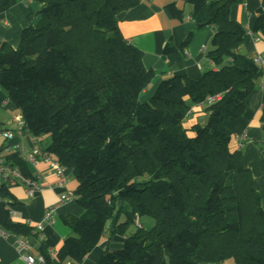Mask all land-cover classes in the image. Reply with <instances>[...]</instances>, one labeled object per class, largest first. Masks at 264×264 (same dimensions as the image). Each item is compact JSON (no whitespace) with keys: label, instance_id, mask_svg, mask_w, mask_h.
<instances>
[{"label":"trees","instance_id":"1","mask_svg":"<svg viewBox=\"0 0 264 264\" xmlns=\"http://www.w3.org/2000/svg\"><path fill=\"white\" fill-rule=\"evenodd\" d=\"M22 2L39 5L46 24L23 29L16 48L1 46L0 89L34 138L49 136L45 151L71 171L83 210L61 218L72 236L54 259L40 248L45 264H81L108 224L124 236L142 217L153 228L135 229L95 264H264L261 198L224 127L244 114L259 73L255 59L238 53L246 32L229 16L238 0H187L196 28L215 31L206 57L217 70L163 79L147 98L155 74L118 27L139 0H0V15ZM257 6L247 0L248 12ZM166 9L182 19L175 5ZM175 52L169 43L162 50ZM198 105L207 123L184 128ZM7 161L31 177L19 157ZM0 195V229L35 237L11 219L10 190Z\"/></svg>","mask_w":264,"mask_h":264},{"label":"crops","instance_id":"2","mask_svg":"<svg viewBox=\"0 0 264 264\" xmlns=\"http://www.w3.org/2000/svg\"><path fill=\"white\" fill-rule=\"evenodd\" d=\"M257 7L250 13L247 10V0H238L230 8V19L239 23L245 30V41L238 53L249 56L258 61L259 73L254 80V91L248 99L244 114L237 120L224 122V127L232 134L231 150L238 151L239 140L242 137L240 152L244 166L250 170L253 177L254 189L261 198L264 209V37L260 34V27L264 21V0H256ZM169 5L182 12V19H173L168 10ZM38 5L33 3H19L0 15V48L3 44L16 48L21 31L38 23ZM191 5L187 0H139V4L118 16L119 31L129 45L134 46L143 54L142 64L146 70L154 72L155 77L144 92V98L150 96L157 84L172 76L184 75L191 80H198L210 71L217 68L206 57L210 41L214 35L212 27L196 28L191 20ZM174 47L176 52L170 55L162 53L166 44ZM18 113L10 107L7 96L0 91V124L5 125L7 116ZM207 115L202 106L192 107L183 126L186 129L193 125H205ZM33 142H38L30 133L15 137L10 143L11 158L18 157L15 146L29 152ZM31 177L42 180L46 185L54 187L52 191H44L32 198H27L21 186L10 189L14 199L11 209V219L14 222L33 227L35 237L23 238L30 245L29 255L37 258L40 248L47 253L55 254L71 231L63 225L61 218L72 215L80 216L83 210L73 202L59 203L63 195L74 194L76 182L72 181V174L66 172V187H55L59 178L53 174L47 164L37 166L25 164ZM67 171V170H66ZM49 209L54 210L52 223L44 225L36 234V226ZM122 223L123 219L120 218ZM135 232H126V235L113 234L110 225L106 227L104 236L98 245L83 259L81 264H95L106 251L119 250L124 239ZM227 263V262H226ZM224 263V264H226ZM0 264H25L11 235L0 229Z\"/></svg>","mask_w":264,"mask_h":264},{"label":"built area","instance_id":"3","mask_svg":"<svg viewBox=\"0 0 264 264\" xmlns=\"http://www.w3.org/2000/svg\"><path fill=\"white\" fill-rule=\"evenodd\" d=\"M256 62L258 64V61ZM214 100H216V97L209 98L207 103L210 104ZM25 133L29 132L26 128L23 117L19 113L8 115L6 119V124H0V193L3 188H7L10 190L12 188L21 186L24 188L26 197L32 198L38 193H42L44 191H52L54 187L46 185L42 180L38 178L27 177L17 165L7 161L8 157L6 155H8L11 151L9 143L15 137L21 136ZM238 140L240 141L238 150H240L242 147V137H238ZM14 149L16 150L20 160L25 164H30L32 166H37L40 163L47 164L49 170L59 178V182L55 187H66V169L61 167L60 164L52 156L48 155L43 148H40L37 142H33L32 148L29 152H25L24 149L19 146H15ZM74 200L75 197L73 194H67L59 198V203L73 202ZM53 218L54 210L49 209L48 211H46L42 222L36 226V234L42 230V227L44 225H49L50 223H52ZM136 225L138 228L140 227L137 221ZM12 240L16 245L17 252L20 254V257L25 264H45V259L42 255H39L37 258H34L29 255L30 245L28 241L14 236H12ZM48 254L51 256L52 259L55 258V254Z\"/></svg>","mask_w":264,"mask_h":264},{"label":"rangeland","instance_id":"4","mask_svg":"<svg viewBox=\"0 0 264 264\" xmlns=\"http://www.w3.org/2000/svg\"><path fill=\"white\" fill-rule=\"evenodd\" d=\"M25 3H27V2H25ZM38 12H39V10L41 9V7L38 5ZM37 18H39V20H38V23L36 24V25H32V27L33 28H38V27H41V26H45V21H43V19H42V17H41V15H39V14H37ZM0 91H2L1 89H0ZM3 92V91H2ZM10 104V107H12L13 109H15V107L11 104V103H9ZM37 140H38V142H39V147L40 148H43L44 150L47 148V146L49 145V143H50V138H49V136H41V137H39V138H37ZM68 174L70 173L69 172V170H67L66 171ZM147 178H140V179H136L135 180V182H137V183H139V182H143V181H145ZM75 181V179L72 177V181ZM122 218V217H121ZM123 220H124V218H122ZM136 221H137V223L140 225V227L141 226H143V229L144 230H150V229H152L153 228V225H154V222H153V220L151 219V218H149V217H142V218H136V220H135V223H134V226H130L128 229L129 230H132L133 229V227H134V230L135 229H138V227H137V225H136ZM226 264H231V262L230 261H228Z\"/></svg>","mask_w":264,"mask_h":264},{"label":"water","instance_id":"5","mask_svg":"<svg viewBox=\"0 0 264 264\" xmlns=\"http://www.w3.org/2000/svg\"><path fill=\"white\" fill-rule=\"evenodd\" d=\"M167 264H168V261H167Z\"/></svg>","mask_w":264,"mask_h":264}]
</instances>
